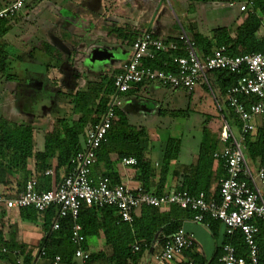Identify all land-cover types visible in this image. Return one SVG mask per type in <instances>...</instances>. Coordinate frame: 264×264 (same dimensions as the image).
<instances>
[{
    "label": "trees",
    "instance_id": "obj_1",
    "mask_svg": "<svg viewBox=\"0 0 264 264\" xmlns=\"http://www.w3.org/2000/svg\"><path fill=\"white\" fill-rule=\"evenodd\" d=\"M9 1L13 3L15 0ZM5 2L8 3L7 0H0V9L8 6ZM249 3L250 6L246 11L245 18L233 30L230 29L231 25L216 27L213 29L210 38L199 32L191 31L193 33L190 39L203 57L208 56L211 50L216 47H225L226 53L230 56L264 52V33L260 37L257 36L259 29L264 28V0H249ZM12 18L0 19V75L6 76L8 79H12L13 75L8 74V52L2 39L7 33L6 24ZM112 33L125 46H131L135 38L143 34L132 31L127 27L115 28ZM167 41L175 43L178 50L166 53L157 52L153 59L144 60L142 62L143 66L153 70H174V59L186 56V52L183 50V40L181 38L168 39ZM41 44L46 47L45 52L51 55L53 48L47 44ZM50 57L52 58V55ZM118 73L119 70H113L110 74H98L95 80L85 81L74 94L66 96L70 114L76 116V119L68 120L64 116L54 119L51 131L44 137L42 152H34L33 128L31 126L13 124L0 118V192L3 195L14 197L23 189L31 176V172L27 168V161L30 158L35 160L38 191L51 189V179L45 175V172L51 169V166L46 163L48 159L56 161V166L52 168L54 174L60 168L64 169V175L71 170L72 160L82 148L81 140L84 131L98 121L99 116L105 111L109 97L116 93L113 80ZM209 73L212 75L223 98H225L226 91L242 75L229 73L225 70ZM147 84L134 85L123 95V104L125 100ZM225 105L229 116L233 117V112L226 102ZM121 107L115 109L116 118L108 130L106 141L97 150L96 162L91 169L92 178L97 180L98 178L93 173L95 170L103 168L99 177L108 178L112 183H118L119 178L113 171L111 155L115 156L116 162L122 158H134L136 160V164L133 166L137 173L136 180L145 190L160 194L167 165L169 161L176 159L181 142L176 138L166 140L158 181L157 184L153 183L155 171L149 162L144 160L146 153L149 151L150 141L144 129H138L129 124L126 113ZM219 112L220 115L223 114L221 110ZM172 115L187 117L189 113L186 109L185 111L174 112ZM206 121H208L207 118L204 122L206 123ZM205 135L207 137L206 132H204ZM207 140L206 138L200 145L197 165L193 171L191 170L197 181L191 186L184 181L183 188L180 190L184 189L191 195L204 192L207 199L210 200L216 199L218 196L219 183L220 179L224 177V169L222 160L213 158L214 152L220 149L217 148V144L220 145L219 139L217 138L215 143L212 144L209 143L210 140ZM245 145V156L254 164H259L264 168V125L257 127L253 134L247 136ZM213 161L217 162V168L213 175L210 172L211 174L207 176L205 172L211 167ZM180 171L184 175L191 172L190 168L178 167L175 172L176 175ZM204 175L206 177L201 179ZM154 186H156V189ZM211 192L213 195L209 197ZM18 213L21 219L35 220L38 216L31 208L18 210ZM193 214L194 212L189 209L183 210L176 206H171L166 211L152 207H142L138 216H133L130 222H122L117 216V210L113 207H82L78 223L81 225L85 241L79 247L87 250V240L96 238L103 248L99 253L90 254L85 264H93L98 259H103L99 264H138L144 252L155 240L161 247L180 228L181 222L185 219H191ZM53 218L52 210L47 211L43 216V226L46 229V234L41 238L35 256L32 255L34 248L18 244L13 239L5 240L0 231V263L5 261L9 264H17L18 257H21V264H32L33 258L43 250L45 252V257L42 259L44 264H53L56 256L60 258L59 264H74L76 259L74 253L78 246L71 240V223L69 220L64 219L61 221L60 228L50 233ZM205 221L208 223L209 230L215 235L220 223L208 217L205 218ZM256 224L258 227L256 243L259 264H264V224L259 220H256ZM225 243H231L234 246L237 256L246 255L247 248L241 233L236 232L232 237L224 234L221 244L207 264H221L219 259L222 255V246ZM133 246H139V250L134 252ZM2 249H5V252H2ZM194 264L204 263L201 259L195 257Z\"/></svg>",
    "mask_w": 264,
    "mask_h": 264
},
{
    "label": "built area",
    "instance_id": "obj_2",
    "mask_svg": "<svg viewBox=\"0 0 264 264\" xmlns=\"http://www.w3.org/2000/svg\"><path fill=\"white\" fill-rule=\"evenodd\" d=\"M24 3L25 0H15L0 9V19L12 18ZM181 39L186 56L174 59L173 71H164L145 67L142 62L153 59L157 52L176 51L178 46L151 33H143L135 38L129 56L114 76L116 93L109 97L98 121L84 131L82 148L75 154L71 170L63 175L57 187L48 191H38L36 181L28 180L14 197H6L0 192V211L31 208L43 218L47 211L52 210L54 218L50 233L60 228L62 220H69L71 240L78 246L74 256L85 264L90 252L79 247L85 241L78 223L82 207H113L120 221L130 222L133 216H138L142 207L166 211L176 206L193 211L191 220L206 227V217L218 221L228 237L236 232L241 233L247 248L246 255L237 256L234 246L225 243L219 259L221 264H259L256 220L264 224V168L255 164L256 174L253 175L246 161L245 140L257 127L264 125V52L230 56L225 47H216L203 57L190 36L183 33ZM217 70L242 75L225 95V102L234 115L229 116L230 120H234L231 121L233 125L221 114L220 149L214 152L213 158L222 160L224 177L220 179L216 199L208 200L204 192L191 195L184 190L156 194L145 190L140 183L132 186L131 178L118 183H112L108 178H92L91 169L96 162L97 150L106 141L108 130L116 118L115 109L123 105V95L134 85L148 83L190 92L199 84L209 86L206 73ZM233 127L238 128L237 134ZM120 164L124 167L134 166L136 160L122 158ZM193 244V236L180 227L161 246L153 264H193L191 261H179L182 253ZM138 250L139 246H133L134 252ZM1 251L5 252V249ZM16 254L19 256L18 252ZM43 257L45 252L42 250L33 258L32 264H37ZM16 262L21 264V257ZM59 263L60 258L56 256L53 264Z\"/></svg>",
    "mask_w": 264,
    "mask_h": 264
},
{
    "label": "crops",
    "instance_id": "obj_3",
    "mask_svg": "<svg viewBox=\"0 0 264 264\" xmlns=\"http://www.w3.org/2000/svg\"><path fill=\"white\" fill-rule=\"evenodd\" d=\"M128 1L130 2V0ZM128 1L120 0L121 9L113 13L101 11V22H95L87 16L78 15L75 10L67 8L61 0L46 4L41 3V0H33L41 7V13L43 14L40 17L31 20L27 14L19 12L6 24L7 33L2 40L6 44L8 52V74L13 75V78L8 79L6 76L0 75V86L2 87L0 93L4 97L0 106V118L13 124L31 126L33 128L34 152L43 151L44 137L51 131L50 124L54 119L63 116L67 117L68 120L76 119L74 115L71 117L67 115V112H70V107L66 96L74 94L85 81L95 80L98 74H107L109 72L108 65H110L114 56L121 57V59L116 65L112 66L114 67L113 70H118L129 56L130 45L125 46L117 39L112 33L113 29L127 27L139 33H151L164 41L181 38L170 35L165 24H163V19L167 18L168 10L162 5V0H134L133 4L128 3ZM176 2L181 8L183 16L185 10L184 0H176ZM231 4L240 5L244 3L233 1ZM25 5L24 3L23 6ZM187 10H185L187 16L192 18L190 22H193L192 20L196 21L193 17L195 9H193V13ZM165 11L167 12L165 13ZM235 19L228 26L233 25ZM46 24L49 25V28ZM53 27L57 30L51 29ZM216 27H219V25H214L212 28ZM199 33L210 38L206 34ZM12 39L19 42H13ZM109 40L111 41L109 42ZM41 43L53 48L52 58L51 55L45 52L46 47ZM86 51L90 53L87 59L81 58L86 55L84 53ZM110 55L112 59H109ZM150 88H152V85H144L132 96H137L141 91ZM152 112L148 106L142 105L139 116L133 114L137 113L135 111L125 113L129 124L133 125L130 123L131 119L136 118L142 121L146 118H153ZM148 124L142 127L146 132L151 130ZM133 126L136 127V125ZM148 139L150 141L149 151L146 153L144 160L148 161L154 169L153 183L157 184L164 143L156 144L158 148L155 150V145H151L152 139L149 137ZM82 141L83 138L81 143ZM182 152L181 145L176 159L169 161L161 193L179 191L183 188L184 181L190 186L197 181L192 171L197 165L198 154L195 152L189 153L191 154L190 162L184 163ZM153 154H158V159L153 160ZM111 161L113 162V171L119 178L118 182H125L127 178H131L130 184L132 186L139 183L135 178L137 173L133 166H122L120 160L115 161L114 155H111ZM46 163L51 166V169L47 171L49 174L46 175L45 172V175L50 177V185L53 189L61 181L64 169L60 168L54 174L52 168L56 166V161L48 159ZM178 167H187L192 171L187 175L180 171L176 175L175 172ZM27 168L31 172L28 180L36 181L37 173L34 158L28 159ZM216 168L217 162L213 161L205 174L208 176L212 172L213 175ZM102 171L103 168L95 170L93 175L99 178ZM206 175L202 176L201 179ZM154 188L156 189V186ZM211 195H213L212 192L209 197ZM180 227L193 236L194 244L182 253L179 261H191L194 264V259L197 257L204 264H207L222 242L225 234L224 227L219 224L215 235L212 234L208 226L193 222L191 219L183 220ZM0 231L5 240L13 239L18 244L34 248L32 251L33 256H35L41 238L46 234L43 218L37 216L35 220L21 219L18 211L15 210L0 211ZM87 243V250L90 254L99 253L103 249L100 241L96 238H89ZM160 249L161 247L155 240L144 252L138 264H153L154 256ZM75 261L81 264L79 260L75 259ZM101 261L103 259H98L93 264H99ZM2 263H5V261L0 264ZM37 264H44V261L41 259Z\"/></svg>",
    "mask_w": 264,
    "mask_h": 264
},
{
    "label": "rangeland",
    "instance_id": "obj_4",
    "mask_svg": "<svg viewBox=\"0 0 264 264\" xmlns=\"http://www.w3.org/2000/svg\"><path fill=\"white\" fill-rule=\"evenodd\" d=\"M7 5L11 4L7 0ZM55 0H41V3H52ZM67 8L75 10L78 15L87 16L91 20L101 22L102 12L113 13L120 10V0H61ZM128 1V0H127ZM240 2L244 4L232 5V2ZM249 1V0H248ZM247 0H184V9H188L190 13L193 14L195 20L190 22L192 18L187 16V12L184 10V15L181 14V8L178 6L176 0H162V5L168 10L167 18L163 19V24H165L168 33L174 37H182L183 33L188 36H191L193 32H201L206 34L208 37H211L214 25L228 26L233 19V25L230 29L233 30L238 25H240L243 19L246 16V11L250 6V3ZM134 0L128 1V3L133 4ZM246 2V3H245ZM248 2V3H247ZM25 6L21 8L19 12H23L29 16L31 20H36L38 16L42 15L41 7L34 3L33 0H25ZM76 9H74V8ZM191 9V10H190ZM102 11V12H101ZM18 12V13H19ZM167 11H165L166 13ZM18 15V14H17ZM190 18V20H189ZM202 20V21H201ZM165 21V22H164ZM205 21V22H204ZM190 22V23H189ZM50 24V23H49ZM160 25V24H157ZM48 27L49 25L46 24ZM49 28V27H48ZM57 30L55 27L51 28ZM264 28L261 27L257 33V36L260 37L263 34ZM163 38V37H162ZM13 42H19L18 40L12 39ZM111 40H109L110 42ZM125 48V47H124ZM80 52V50H78ZM86 55L81 58H86L90 54L89 52H84ZM111 58V55L109 56ZM121 57L113 58L110 65H108L110 74L113 70L114 65L119 62ZM78 62V61H77ZM103 63V62H102ZM208 80L207 85L199 84L193 91L188 92L184 90H172L168 88L158 87L156 84L152 85V88L145 91H141L137 96H132L128 101L125 100L122 110L125 112L137 113L136 116H139L141 112L142 105L148 106L153 118H146L141 121V119H131L130 123L136 125V128L143 129L142 127L148 124V127L151 129L150 132H146L147 137L151 138V145H155V150H157L158 145L161 142L164 144L169 137L179 139L182 145V160L184 163L190 162V157L192 152L199 153L200 145L207 138L210 144L215 143L219 137V129L221 126V115L219 112L220 107L223 115H225L229 122L234 121L230 120L228 111L225 105V98H223L212 78L210 73H206ZM0 89L2 87L0 86ZM147 91V92H146ZM4 97L0 93V106ZM218 104V106H217ZM188 110L189 115L187 117L183 116H173L172 113L179 110L185 111ZM162 114H161V113ZM67 115L71 117L70 112H67ZM208 119L206 123L204 120ZM149 119V120H148ZM147 121V123H146ZM233 125V123L231 122ZM53 122L50 124L52 128ZM206 126V127H205ZM206 128V130H205ZM234 129L235 134H237V127ZM204 132L207 133L204 136ZM207 140V141H208ZM217 148H220V145L217 144ZM158 153V152H157ZM158 154H153V160L158 159ZM247 164L252 171L253 175L255 172V164L251 162L246 157ZM35 251V250H34ZM75 264H79L75 261ZM8 264V263H2Z\"/></svg>",
    "mask_w": 264,
    "mask_h": 264
}]
</instances>
